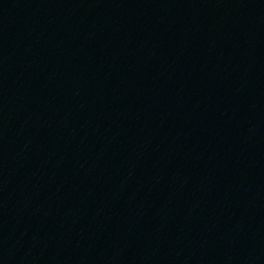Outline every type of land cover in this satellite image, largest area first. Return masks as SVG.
Masks as SVG:
<instances>
[{"label":"water","instance_id":"95a60500","mask_svg":"<svg viewBox=\"0 0 264 264\" xmlns=\"http://www.w3.org/2000/svg\"><path fill=\"white\" fill-rule=\"evenodd\" d=\"M162 167L264 258V0H34Z\"/></svg>","mask_w":264,"mask_h":264}]
</instances>
